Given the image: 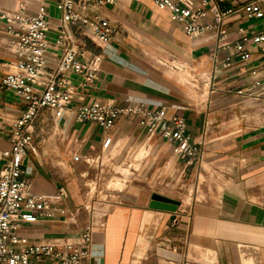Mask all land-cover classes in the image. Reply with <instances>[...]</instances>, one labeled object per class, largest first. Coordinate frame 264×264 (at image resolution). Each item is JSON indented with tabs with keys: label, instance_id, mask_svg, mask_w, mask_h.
Instances as JSON below:
<instances>
[{
	"label": "crops",
	"instance_id": "obj_1",
	"mask_svg": "<svg viewBox=\"0 0 264 264\" xmlns=\"http://www.w3.org/2000/svg\"><path fill=\"white\" fill-rule=\"evenodd\" d=\"M191 1L200 6L201 0ZM247 1L218 2L219 11L234 10L218 29L197 36L184 31L185 19H174L170 7L154 0H113L89 9L107 18L115 32L106 42L78 36L75 43L85 59H99L96 77L85 82L69 72L71 103L60 112L42 107L29 127L32 146L23 165L31 191L53 195L63 189L65 197L52 204L50 217L21 224L18 250L75 243L89 229L88 254L80 264H264V88L254 85L262 54L250 40L249 59H241L235 48L243 36L262 31L264 16L238 10ZM56 2L0 0V81L16 71L18 60L2 13L35 14L40 3L45 6L51 66L62 52L55 38L61 16ZM204 10L200 24L213 20L207 6ZM251 86L252 95L237 93ZM90 103L164 106L167 117L185 119L199 151L181 157L161 125L140 124L139 116L120 114L107 129L94 121L76 122L75 109ZM26 106L20 95L0 87V170L8 160L12 124ZM143 153L148 164L158 160L176 169L183 198L147 187L151 171L140 177L145 185L129 182L130 165L139 164ZM89 162L98 165L97 180L102 164H117L101 190L98 181L89 187ZM154 194L176 200L175 209L150 206ZM29 264L59 263L32 258Z\"/></svg>",
	"mask_w": 264,
	"mask_h": 264
},
{
	"label": "built area",
	"instance_id": "obj_2",
	"mask_svg": "<svg viewBox=\"0 0 264 264\" xmlns=\"http://www.w3.org/2000/svg\"><path fill=\"white\" fill-rule=\"evenodd\" d=\"M42 1V0H39ZM158 5L170 7L174 19H185L184 31L197 36L207 29H218L224 17L234 9L224 12L218 10L221 0H201L195 7L191 0H154ZM113 0H57L60 22L55 34L56 44L61 55L53 65H48L49 21L45 6L40 3L35 14H27L22 9L3 12L6 30L10 34V47L18 56L16 71L6 74L0 81V87L20 95L27 103L25 111L12 124L11 147L8 160L0 170V264H29V260L49 258L59 264H80L87 256L91 236L86 229L75 243L58 247L49 244H34L18 250L17 230L22 223H31L41 217H50L52 204L65 192L58 194H37L31 191L30 182L25 177L23 160L32 146L29 127L36 119L39 110L47 107L60 112L68 107L72 100V86L68 73L79 75L85 82L96 77L99 59L96 56L85 59V52L76 46L78 36L92 41L106 42L115 32L107 18L90 14L91 7H101ZM264 0H250L242 4L241 10L248 17L262 18ZM213 15L212 22L200 24L206 15L205 7ZM220 37L225 35L219 31ZM250 40L261 51V62L254 71V85L264 88V27L251 37L243 36L235 44L241 59H249L250 52L245 43ZM248 89L238 90L241 96L252 95ZM120 114L139 116L140 124L149 127L161 125L160 132L168 141L176 142L181 157L191 158L199 151L198 143L186 133V121L179 115L166 116V108L144 106L121 108L110 104H81L74 113L78 123L97 122L102 128H109ZM110 139H106L107 146ZM190 161V159H189Z\"/></svg>",
	"mask_w": 264,
	"mask_h": 264
},
{
	"label": "rangeland",
	"instance_id": "obj_3",
	"mask_svg": "<svg viewBox=\"0 0 264 264\" xmlns=\"http://www.w3.org/2000/svg\"><path fill=\"white\" fill-rule=\"evenodd\" d=\"M148 153H143L140 156V163L135 165H130V171L131 178L136 177V179H131L129 182L131 184H138V185H145L146 180L145 173L148 172L150 174V171L152 173L150 184L147 187H151L152 189L156 190L158 193H164L166 196L171 197L173 199L183 198L182 195L185 187H183L182 184H179V181L177 180L176 176V169L171 167V164L168 168L165 166L160 165L159 161H155L153 164H148L145 162L146 159H148ZM147 155V157H146ZM125 156H131L130 158L134 157L133 152L126 151ZM143 163H142V161ZM114 162V160L112 161ZM90 166L89 172L91 174L89 175V187L94 189L96 187V183L98 181L100 190L101 188V182L104 177L110 176L111 173H114L113 166L117 165L116 162L112 163L113 166H110L108 164H102L100 166L101 173H100V179L97 180V172H98V165L96 163L89 162L88 164ZM151 167V168H150ZM99 168V169H100ZM152 183V184H151ZM164 197V196H163ZM170 198V199H171Z\"/></svg>",
	"mask_w": 264,
	"mask_h": 264
},
{
	"label": "water",
	"instance_id": "obj_4",
	"mask_svg": "<svg viewBox=\"0 0 264 264\" xmlns=\"http://www.w3.org/2000/svg\"><path fill=\"white\" fill-rule=\"evenodd\" d=\"M152 203L150 206L152 207H159V208H166V209H175L176 205H177V201L167 198V197H163L157 194L152 195Z\"/></svg>",
	"mask_w": 264,
	"mask_h": 264
}]
</instances>
